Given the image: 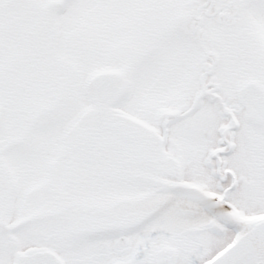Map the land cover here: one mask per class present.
Wrapping results in <instances>:
<instances>
[{
    "label": "snow or ice",
    "instance_id": "6c2138e0",
    "mask_svg": "<svg viewBox=\"0 0 264 264\" xmlns=\"http://www.w3.org/2000/svg\"><path fill=\"white\" fill-rule=\"evenodd\" d=\"M0 264H264V0H0Z\"/></svg>",
    "mask_w": 264,
    "mask_h": 264
}]
</instances>
